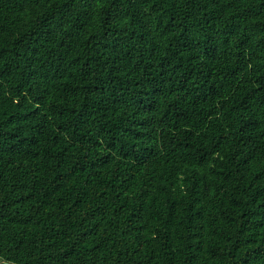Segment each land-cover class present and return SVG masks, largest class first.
<instances>
[{
  "label": "trees",
  "instance_id": "1",
  "mask_svg": "<svg viewBox=\"0 0 264 264\" xmlns=\"http://www.w3.org/2000/svg\"><path fill=\"white\" fill-rule=\"evenodd\" d=\"M0 259L264 264V0H0Z\"/></svg>",
  "mask_w": 264,
  "mask_h": 264
},
{
  "label": "rangeland",
  "instance_id": "2",
  "mask_svg": "<svg viewBox=\"0 0 264 264\" xmlns=\"http://www.w3.org/2000/svg\"><path fill=\"white\" fill-rule=\"evenodd\" d=\"M0 264H16V263H12L10 261L0 259Z\"/></svg>",
  "mask_w": 264,
  "mask_h": 264
}]
</instances>
